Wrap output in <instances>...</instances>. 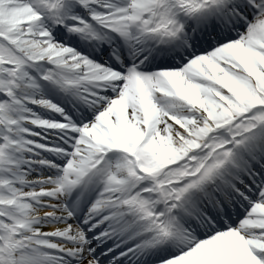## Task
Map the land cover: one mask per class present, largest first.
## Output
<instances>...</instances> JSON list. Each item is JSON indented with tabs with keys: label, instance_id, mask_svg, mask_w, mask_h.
Listing matches in <instances>:
<instances>
[{
	"label": "snow or ice",
	"instance_id": "obj_1",
	"mask_svg": "<svg viewBox=\"0 0 264 264\" xmlns=\"http://www.w3.org/2000/svg\"><path fill=\"white\" fill-rule=\"evenodd\" d=\"M0 264H264V0H0Z\"/></svg>",
	"mask_w": 264,
	"mask_h": 264
}]
</instances>
